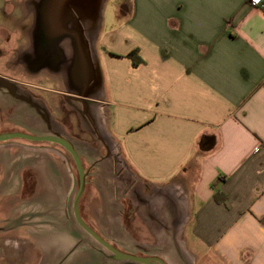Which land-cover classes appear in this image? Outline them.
Wrapping results in <instances>:
<instances>
[{
  "label": "crops",
  "instance_id": "0c3cea01",
  "mask_svg": "<svg viewBox=\"0 0 264 264\" xmlns=\"http://www.w3.org/2000/svg\"><path fill=\"white\" fill-rule=\"evenodd\" d=\"M96 1L80 2L88 7L85 21L95 24L91 55L81 51L77 64L73 48L65 49L75 66L69 78L46 73L59 87L47 100L28 96L20 83V97L0 93V112L29 108L0 121V132L66 138L85 173L80 216L118 249L156 247L160 231L177 225L196 250L195 264L197 256L205 264H264V0L262 7L250 0H119L109 11L101 0L100 15ZM41 38V49L57 51ZM134 49L142 59L136 66L125 56ZM94 102L102 117L95 147L65 129L78 108L80 127L90 123ZM101 147L107 154L96 156ZM64 151L49 141H0V264H118L75 219L79 175ZM120 164L132 186L143 187L128 205L114 174ZM159 188L168 211L163 197L144 194ZM144 256L169 262L151 250Z\"/></svg>",
  "mask_w": 264,
  "mask_h": 264
},
{
  "label": "rangeland",
  "instance_id": "374dc122",
  "mask_svg": "<svg viewBox=\"0 0 264 264\" xmlns=\"http://www.w3.org/2000/svg\"><path fill=\"white\" fill-rule=\"evenodd\" d=\"M117 1L119 0H107L105 6L106 11L113 10V8H115L114 4ZM45 2L46 0H0V93H7V95H10V92H12L16 96L20 97V87L19 85L15 84L20 83L26 86L25 89L27 90L26 94L28 96L29 94L30 97L40 96L47 100V98L51 94L48 93V90L59 88L55 83L48 80L47 74L56 73L61 70L62 75L66 78H69L68 75L70 73V69L71 67L73 68V66H75V63H73L74 65H72L69 52L65 49L68 46H71L73 48V50L75 51V55H73V58H79L76 59L77 64L79 63L78 61H80L81 51L86 50L85 53L87 52V54L85 55H91L90 52L93 50L94 45L93 42L91 43V41L89 40L90 38L88 36H92L94 34V30L96 32V29L93 30V26H91L92 24L90 22L87 23L85 21L83 22L82 20V22H77L76 26H74L78 36L76 39L77 43L74 42V37L72 35L62 36V33L60 32L58 33V36L57 33L54 36V41L55 43H57V45H51L52 48H59L56 52H51V50L49 52L48 50L41 49V47L39 46V41L36 39V37L42 36V29L40 24L34 23V14L36 11L42 8L43 3ZM67 2L68 1L64 3L66 4V7H68ZM94 3H97V1ZM101 9V0H99L97 15H100ZM83 15L85 16L82 11L81 19H84ZM66 21L67 26H72V21H70L69 18H67ZM30 36H32L31 44L28 42ZM25 37L27 38V40L25 39ZM59 61L60 63H62L60 64ZM77 64L75 70L78 67ZM84 66L86 70H84V68L83 70L85 71L84 74L86 75L88 65L84 64L82 67ZM91 66L92 62L89 65L87 73L89 72L92 74ZM61 68H63V70ZM68 68L70 69L68 70ZM14 84L16 86H14ZM57 96H60V100L63 101V99H61L63 96L61 95V93H59ZM91 105L89 106V108L87 107L86 111V113H88L90 116V123H87L85 121V123L83 122V128L82 126L80 127L79 120L83 119L84 112L78 108V110H75L76 112L74 111L75 113L70 117V120L72 122H68L65 129L66 131H70L72 135H74V137H82L87 139V142H92L93 147H95V145L100 144V132L98 131V123L102 117L99 116L101 110H97L99 112L98 115H96L95 112L98 103L94 102V107L93 105ZM27 109L29 108H25L22 110L19 109L15 112L13 111L14 113L12 116L7 115L6 111L0 112V121L7 122L9 118H12L13 116L20 118L24 113L27 112ZM67 115L68 114L64 113L63 110L62 119H64V121H67ZM65 140L67 141L66 138ZM84 148H86V146H84ZM82 150L83 152L85 151V149ZM115 153V151H112L111 148H109V157H114L113 159L118 161L119 159L115 157ZM106 154L107 151L104 148L102 149L101 147L96 156H105ZM65 156L69 159L72 166H74L73 158L71 157V155L65 152ZM114 174L116 176H119L120 178V186L122 187H120V190L125 191L127 189L128 191L125 199V204L128 205V203L131 202V199H138V197L142 196L138 195L139 191L142 190L143 187L138 186L136 182L135 185L132 186L134 184L132 181L133 178L130 177L128 170L124 166H122L121 164L118 165V167H116L114 170ZM133 188L134 192L132 191ZM135 191H137L138 193H136ZM150 193L154 198L163 197L162 199L164 200L162 201L164 203L161 208L162 211L170 210V199L167 198L168 195H166L163 189L159 188L157 190H148V192H144L146 196H150ZM181 194L182 193L180 191H177V196L179 198L181 197ZM174 218H176V216H174ZM159 224L161 226L162 224L164 225V220L160 221ZM171 228L173 230L170 229L169 232H163L164 234L160 231L161 235H158L157 238L161 239L162 242L159 243L156 247L147 245L140 246L141 249L138 250L136 255L144 256L151 250L166 257L169 261V264H195L193 255L191 253H195L196 251L194 246L190 242H188V239V245L185 244V233H181V230L179 229L180 226L177 227V225H172ZM97 244L98 246H100V248H102L105 254L109 255L110 258H113L114 261H116L118 264H134L132 262H129V260L126 261L116 258L109 250L102 247L98 242ZM197 257V264H205V262L207 261L202 256Z\"/></svg>",
  "mask_w": 264,
  "mask_h": 264
},
{
  "label": "water",
  "instance_id": "95a60500",
  "mask_svg": "<svg viewBox=\"0 0 264 264\" xmlns=\"http://www.w3.org/2000/svg\"><path fill=\"white\" fill-rule=\"evenodd\" d=\"M63 8H66V4H64ZM12 138H23L30 141H49V142H55L57 144H60L63 148H65L73 158L78 175H79V185L78 190L75 195L74 201H73V211L74 216L77 221V223L89 234L91 235L99 244H101L104 248L109 250L116 258H119L121 260H129L141 264H169L166 261H164L162 258L158 256H142V255H136L133 253L122 251L118 248H116L114 245H112L110 242L102 238L98 233H96L92 228H90L81 218L79 213V201L83 194L84 187H85V173L82 167V162L80 159V156L74 146L70 144L68 141H66L64 138H62L58 134H43V135H35V134H29L22 131H5L0 132V141L3 140H9Z\"/></svg>",
  "mask_w": 264,
  "mask_h": 264
},
{
  "label": "flooded vegetation",
  "instance_id": "af4514ba",
  "mask_svg": "<svg viewBox=\"0 0 264 264\" xmlns=\"http://www.w3.org/2000/svg\"><path fill=\"white\" fill-rule=\"evenodd\" d=\"M67 2L66 8H63V4ZM80 1L78 0H46L43 3L42 8L35 12L34 14V23L40 24L41 26V35L42 42H45L50 45H57L55 43L54 36L57 33H62V36L72 35L74 37V42L77 43V31L74 28L77 22H84L86 17L89 15L87 8L80 6ZM86 9L87 16H84V19H81L82 11ZM34 12V11H33ZM68 15V16H67ZM69 18L72 21V26H67L66 19ZM82 20V21H81ZM86 22V21H85ZM88 23V22H87ZM93 30L95 29V24H92ZM56 48L55 50H58ZM71 69H73L71 67Z\"/></svg>",
  "mask_w": 264,
  "mask_h": 264
},
{
  "label": "trees",
  "instance_id": "16d2710c",
  "mask_svg": "<svg viewBox=\"0 0 264 264\" xmlns=\"http://www.w3.org/2000/svg\"><path fill=\"white\" fill-rule=\"evenodd\" d=\"M126 57L130 58L131 61H132V64L134 66H136L137 64L141 63L142 62V59L140 58V56L138 55V50L137 49H134V50H131L130 52H128L127 54H125ZM215 199L220 201L221 198H220V195H218L217 193L215 194Z\"/></svg>",
  "mask_w": 264,
  "mask_h": 264
},
{
  "label": "built area",
  "instance_id": "2783aa9c",
  "mask_svg": "<svg viewBox=\"0 0 264 264\" xmlns=\"http://www.w3.org/2000/svg\"><path fill=\"white\" fill-rule=\"evenodd\" d=\"M263 0H250L251 4L254 5V6H263V3H262Z\"/></svg>",
  "mask_w": 264,
  "mask_h": 264
},
{
  "label": "bare ground",
  "instance_id": "6f19581e",
  "mask_svg": "<svg viewBox=\"0 0 264 264\" xmlns=\"http://www.w3.org/2000/svg\"><path fill=\"white\" fill-rule=\"evenodd\" d=\"M78 1H83V0H78ZM85 2H86V0H84ZM88 3H90V5H92L93 3H94V0H89V2Z\"/></svg>",
  "mask_w": 264,
  "mask_h": 264
}]
</instances>
